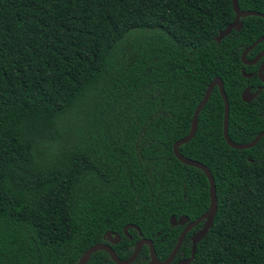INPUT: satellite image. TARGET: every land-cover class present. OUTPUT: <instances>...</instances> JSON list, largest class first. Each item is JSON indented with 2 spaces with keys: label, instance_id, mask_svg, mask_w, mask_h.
<instances>
[{
  "label": "trees",
  "instance_id": "trees-1",
  "mask_svg": "<svg viewBox=\"0 0 264 264\" xmlns=\"http://www.w3.org/2000/svg\"><path fill=\"white\" fill-rule=\"evenodd\" d=\"M237 4L264 15V0ZM234 17L231 0H0V264H77L107 232L121 260L140 239L168 258L184 228L170 217L192 222L210 204L204 173L172 152L209 83H223L233 143L264 132V91L241 99L264 85V58L241 62L264 19L241 18L217 42ZM261 51L264 41L246 60ZM223 114L214 88L179 147L209 169L217 198L191 264H264V137L230 148ZM202 225L171 264L189 258ZM87 264L115 263L99 251ZM132 264H150L147 246Z\"/></svg>",
  "mask_w": 264,
  "mask_h": 264
},
{
  "label": "water",
  "instance_id": "water-1",
  "mask_svg": "<svg viewBox=\"0 0 264 264\" xmlns=\"http://www.w3.org/2000/svg\"><path fill=\"white\" fill-rule=\"evenodd\" d=\"M231 3H232L233 12L235 14L234 20L224 30L219 32L218 37L216 39L217 42H220L224 37L229 35L232 30H237V31L240 30L242 27V23L240 22L241 18H245V17H249V16H255V17H260V18L264 19L263 14H260L257 12H252V11H241L238 7L237 0H231ZM263 41H264V36H261L251 46H249L248 48H246L242 52V54H241L242 64L253 65L259 59L264 58V51H263L262 53L258 54L252 61L246 60L247 54ZM263 71H264V62L261 64V66L257 72L258 79L264 83ZM241 74L244 78H250L252 76L249 74H245L243 71H241ZM215 86L218 87L219 94L223 100V105H224L222 133H223V138H224L226 144L230 148L235 149V150L251 149L264 137V132H261L260 134H258L254 138V140H252L248 144H235L229 139V137H228L229 104H228L227 97H226L224 90H223L222 81L218 78L213 79L210 82V84L207 86L202 100L199 102L196 109L194 110L189 133L184 138L176 141L172 146V152H173L175 158L179 162H181L182 164H184L186 166L197 168V169L201 170L204 173V175L206 176V179H207L208 184H209V198H210V204H209L207 211L204 214H202L199 218H197L196 220H194L192 222H190V220L187 216H181L179 218H176L174 216L170 217L169 223L172 227L181 226L184 228H183L181 234L179 235V237L177 239V242H176L174 249L172 250L171 254L168 256V258L165 261L161 262L158 260L156 253H155V250H154L153 243L147 239H140L138 242H136L134 251H133L132 255L130 256V258H128L126 260H121L117 257V255L115 254V252L112 250V248L110 246V245L117 244L120 240V236L117 234H113L111 232H107L103 238H104V240H106L108 242V244L100 243V244H96V245L92 246L80 257L77 264H87L90 257L94 253L99 252V251H103L106 254H108V256L110 257L112 262L115 264H132L136 260L137 256L139 255V252L143 246L148 247L149 256H150V264H171L173 262V260L175 259L180 247L182 246V243H183L187 233L190 230H192L193 228H195L196 226H198L199 224H203L202 228L199 231H197L196 233H194L191 237V253H190L189 258L180 260L178 262V264H191L192 263V261L194 260L195 253H196L197 244L204 239V237L207 235L209 229L212 227L213 222H214V217H215L216 211H217L216 189H215L214 179H213L212 174L209 171V169L199 162H196V161H193V160H190V159L183 157L179 153V147L188 143L195 136V133L197 131L199 113L201 112V110L206 105L207 101L209 100V98L212 94L213 88ZM259 92H260V90H257V92L252 94L249 92V90L246 89L242 93L241 99L243 102L249 103L258 95ZM128 229H134L135 231H137L139 237H141V233H140L138 227H136L135 225L125 226L123 229L124 235L127 234Z\"/></svg>",
  "mask_w": 264,
  "mask_h": 264
},
{
  "label": "flooded vegetation",
  "instance_id": "flooded-vegetation-1",
  "mask_svg": "<svg viewBox=\"0 0 264 264\" xmlns=\"http://www.w3.org/2000/svg\"><path fill=\"white\" fill-rule=\"evenodd\" d=\"M262 52H263V51L259 52L258 54H260V53H262ZM258 54H256V56H257ZM256 56H255V57H256ZM255 57H254V58H255ZM254 58H253V59H254ZM253 59H252V60H253ZM262 59H263V58L259 59L255 64H257L258 62L262 61ZM252 60H250V61H252ZM263 62H264V60H263ZM263 62H261V64H262ZM255 64H253V65H255ZM261 64H260V66H261ZM253 65H248V66H253ZM260 66H259V68H260ZM259 68H258V69H259ZM241 71H243V69H242ZM257 72H258V70H257ZM249 75H252V76H253L254 74H249ZM252 76H251V77H252ZM251 77H250V78H251ZM257 78H258V77H257ZM218 79H219V78H218ZM246 79H249V78H246ZM220 80H221V79H220ZM259 81H260V80H259ZM260 82H261V81H260ZM261 83H263V82H261ZM209 84H210V83H209ZM222 84H223V83H222ZM263 84H264V83H263ZM214 88H217V89H218L217 86H215ZM214 88H213V90H214ZM246 89L249 90V92L252 93V94L255 93V92H257V90H260V92L258 93V95H259L262 91H264V85H258V86L255 87V89H253V87H252L251 85H247V86L243 89V91L241 92V95H242V93H243ZM218 92H219V90H218ZM258 95H257V96H258ZM257 96H256V97H257ZM256 97H255V98H256ZM255 98H254V99H255Z\"/></svg>",
  "mask_w": 264,
  "mask_h": 264
}]
</instances>
